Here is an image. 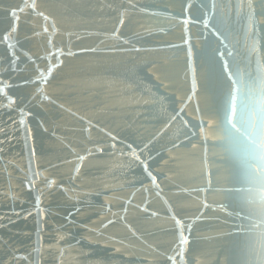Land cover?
<instances>
[{
    "label": "water",
    "instance_id": "obj_1",
    "mask_svg": "<svg viewBox=\"0 0 264 264\" xmlns=\"http://www.w3.org/2000/svg\"><path fill=\"white\" fill-rule=\"evenodd\" d=\"M35 3L0 0V264H264V162L224 123L236 88L259 125L264 0Z\"/></svg>",
    "mask_w": 264,
    "mask_h": 264
},
{
    "label": "snow or ice",
    "instance_id": "obj_2",
    "mask_svg": "<svg viewBox=\"0 0 264 264\" xmlns=\"http://www.w3.org/2000/svg\"><path fill=\"white\" fill-rule=\"evenodd\" d=\"M25 8H31L35 9L36 8V3L35 0H32V2L29 4L27 3V0H25ZM23 11V9L21 10ZM15 15V13H13ZM40 16H44L43 13H38ZM44 19L47 21L49 17L44 16ZM123 23V21H121ZM207 23V21H205ZM53 28H55V25L53 23ZM251 30V29H250ZM12 31H15V28L12 29ZM44 31L47 32L48 29L47 27L44 28ZM10 38L5 37L4 39L7 40ZM49 43L51 44V40H49ZM11 47V45H9ZM57 57L59 55H63L62 50L57 49L56 50ZM71 55L72 53H68ZM223 55V53H221ZM59 63V61H58ZM225 68L228 67L227 63H225ZM49 75L52 72V68L48 69ZM229 77H231L233 74L231 72L228 73ZM41 79H44L43 76H41ZM233 85H235L237 82L233 81ZM264 83V81H262ZM193 87L195 88V83L193 84ZM238 91V89L234 88L232 91L229 93V106L228 109L226 110V115H225V131L230 135H232L234 132L239 133L242 138L246 139L250 145L252 146L253 150L256 152L260 153V160L264 162V102H262L261 107L258 110V120H259V125L253 124L251 120L248 121H240L239 124L240 126L238 127V122L236 121V95L235 92ZM11 101V98H9ZM10 106V105H9ZM214 122L209 121V127H212ZM257 136L259 137V140H257ZM226 137L221 136L219 139H225ZM155 180V178H153ZM262 193H264V190H262ZM261 201L264 202V194L261 195L260 197ZM39 203V201H37ZM207 207V205H205ZM222 207V206H221ZM177 225L180 227V239H179V245L180 251L178 252V255L183 256V250L184 247L187 245L188 238L183 234V225L180 220L176 221ZM174 259V258H173Z\"/></svg>",
    "mask_w": 264,
    "mask_h": 264
}]
</instances>
